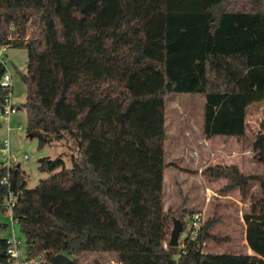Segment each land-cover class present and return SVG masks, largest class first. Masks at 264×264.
<instances>
[{
	"label": "trees",
	"instance_id": "trees-1",
	"mask_svg": "<svg viewBox=\"0 0 264 264\" xmlns=\"http://www.w3.org/2000/svg\"><path fill=\"white\" fill-rule=\"evenodd\" d=\"M0 45L28 51L27 133L39 147L67 139L78 153L71 169L41 159L50 175L34 189L18 164L0 165V212L12 196L28 256L264 264V198L243 215L250 254L203 252L217 218L170 247L178 219L164 209L167 97L204 98L206 139L245 140L247 89L264 85V0H0ZM5 72L0 65V80ZM6 97L0 86L1 113ZM255 148L263 160V136ZM202 176L226 180L220 196L238 190L243 202L254 180L236 165L206 166ZM259 182L264 189V174ZM7 241L0 264H10Z\"/></svg>",
	"mask_w": 264,
	"mask_h": 264
},
{
	"label": "rangeland",
	"instance_id": "rangeland-1",
	"mask_svg": "<svg viewBox=\"0 0 264 264\" xmlns=\"http://www.w3.org/2000/svg\"><path fill=\"white\" fill-rule=\"evenodd\" d=\"M7 61L13 75V104L21 109L13 114L9 122L0 112V147L9 138L11 154L26 176L27 189H34L40 181L47 179L48 172L40 170L39 161L44 158H61L66 169L73 168V158L78 155L75 146L67 139L54 140L39 147L38 138H30L27 133V114L22 107L26 102V86L21 75L27 71L28 51L25 47H10ZM204 98L196 95L173 94L166 101L167 140L164 170V209L175 216L183 217L185 227L179 239V246L191 230V213L202 214L201 225L217 218L212 233L213 240L203 247L205 253L250 254L246 245L245 213L252 211L253 205L264 198V189L259 178L264 174V158L260 159L255 148L258 136L264 137V85L259 90L247 89L248 134L245 140H207L203 135ZM10 127V131H8ZM69 145V146H68ZM26 157V158H25ZM2 155L0 153V161ZM236 165L246 175L252 176L250 195L246 201L240 199L239 191L234 190L228 198H220V189L227 183L218 180L213 184L202 176V171L210 165ZM209 187V190L207 188ZM174 217L175 219H178ZM0 223L7 225L0 231L4 239L15 238L24 243L20 225L12 221L10 211L0 212ZM174 225L169 232V241ZM110 255L90 254L79 264H112Z\"/></svg>",
	"mask_w": 264,
	"mask_h": 264
},
{
	"label": "built area",
	"instance_id": "built-area-1",
	"mask_svg": "<svg viewBox=\"0 0 264 264\" xmlns=\"http://www.w3.org/2000/svg\"><path fill=\"white\" fill-rule=\"evenodd\" d=\"M8 47L6 45H0V65L6 68V72L0 80V86L7 91V97L5 99V106L2 112V118L9 122L13 114L17 113V107L13 104L12 94H13V75L10 72L6 52ZM10 131V127L7 129ZM0 153L2 155V160L0 165L7 168L8 170L12 169L17 165V158L11 154L10 141L9 138L3 141V146L0 148ZM26 158V157H25ZM10 180L9 176L5 177L2 181V184L9 185ZM13 207V197L10 196L9 199V208L10 213L12 212ZM202 214L197 213L193 216V222L191 225L190 235L192 239L196 238L199 234L201 228ZM185 241V240H184ZM184 246V242L183 245ZM167 247V245H165ZM7 255L10 259V264H48L47 259L44 255L37 257H30L27 254L26 246L23 242L18 241L15 238L8 239L7 241ZM51 264V262L49 263ZM112 264H119L113 262Z\"/></svg>",
	"mask_w": 264,
	"mask_h": 264
},
{
	"label": "water",
	"instance_id": "water-1",
	"mask_svg": "<svg viewBox=\"0 0 264 264\" xmlns=\"http://www.w3.org/2000/svg\"><path fill=\"white\" fill-rule=\"evenodd\" d=\"M30 138H33V136L31 134H29ZM53 140H59L58 137L54 138V139H50V141ZM183 231V226L180 223V221L178 220H174V227L173 230L171 232V238L169 241V246L170 247H178L179 246V239L181 237ZM73 260L66 256V255H57L55 257L52 258L51 260V264H72Z\"/></svg>",
	"mask_w": 264,
	"mask_h": 264
},
{
	"label": "crops",
	"instance_id": "crops-1",
	"mask_svg": "<svg viewBox=\"0 0 264 264\" xmlns=\"http://www.w3.org/2000/svg\"><path fill=\"white\" fill-rule=\"evenodd\" d=\"M215 139H222V138H215ZM207 140H214V139H207ZM213 184H215V182H212ZM207 190H209V187L207 188ZM220 198H222V199H225V198H228V196L227 197H222V196H219Z\"/></svg>",
	"mask_w": 264,
	"mask_h": 264
}]
</instances>
